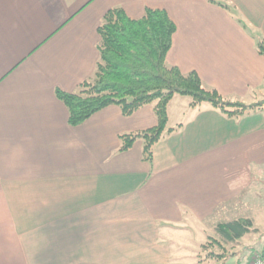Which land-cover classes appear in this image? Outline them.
<instances>
[{
  "label": "crops",
  "instance_id": "1",
  "mask_svg": "<svg viewBox=\"0 0 264 264\" xmlns=\"http://www.w3.org/2000/svg\"><path fill=\"white\" fill-rule=\"evenodd\" d=\"M216 1L228 9L208 0H0V264H203L180 247H207L203 237L237 219L258 232L223 263L250 264L264 250V225L242 205L259 172L264 179V0ZM112 9L132 20L165 11L176 26L167 67L195 72L224 101L261 105L229 116L174 96L151 164L143 140L119 148L121 136L156 126L155 103L130 116L107 106L70 126L56 91L77 93L94 79L98 28Z\"/></svg>",
  "mask_w": 264,
  "mask_h": 264
},
{
  "label": "trees",
  "instance_id": "2",
  "mask_svg": "<svg viewBox=\"0 0 264 264\" xmlns=\"http://www.w3.org/2000/svg\"><path fill=\"white\" fill-rule=\"evenodd\" d=\"M210 3L228 9L216 0ZM175 24L165 11L147 9L142 18L132 20L121 9L109 10L99 28V61L92 81L84 82L77 93L56 91L68 110V123L72 127L83 124L92 115L111 105L118 106L123 116H130L139 108L155 103L156 126L136 134L120 137L119 152L129 150L136 140L144 141L143 157L153 161V146L167 127V107L174 96L192 99L191 107L202 102L211 104L229 116V108L254 109L261 102L242 105L224 101L216 91L204 89L195 72L183 74L177 67H167L165 58L172 45ZM257 51L264 56V42L257 40ZM219 247L239 244L247 234L257 233L249 219L220 223L215 227ZM223 263L224 257L207 254Z\"/></svg>",
  "mask_w": 264,
  "mask_h": 264
},
{
  "label": "rangeland",
  "instance_id": "3",
  "mask_svg": "<svg viewBox=\"0 0 264 264\" xmlns=\"http://www.w3.org/2000/svg\"><path fill=\"white\" fill-rule=\"evenodd\" d=\"M261 175L262 174H260L259 172L257 184L251 186V188L249 189V192L246 193V195H243L242 197L244 200L242 202V205H251V207L253 208V213L255 211L258 214L256 217H254V219L256 220V223L259 226L264 225V216H262V214H264V179L263 180L261 179ZM248 212L251 213V211L247 210L246 212H244L245 214L243 215H247L246 213ZM210 233L211 235H213L211 236V239H209V237L208 238L203 237L204 238L203 245H206L207 247H203L199 245L200 247L198 248V245H194V246L192 245L190 247L184 246L185 248L180 247V250L183 249V252H189V251L193 252L194 254L192 256L193 263L202 262L203 264H219L220 262H218L217 260H214V258H210L209 256H207V254L215 253L217 255H222L223 257L227 256V258H230L236 254L235 251H237L238 249H241L244 245H249L247 243L241 242L238 248L232 247L230 245H224L221 248L217 246L214 242V240L219 239V237L214 232H210ZM255 250L259 251L258 248ZM261 252H258L257 254H260ZM254 257H255V254H252V259Z\"/></svg>",
  "mask_w": 264,
  "mask_h": 264
},
{
  "label": "built area",
  "instance_id": "4",
  "mask_svg": "<svg viewBox=\"0 0 264 264\" xmlns=\"http://www.w3.org/2000/svg\"><path fill=\"white\" fill-rule=\"evenodd\" d=\"M250 264H264V251L255 255Z\"/></svg>",
  "mask_w": 264,
  "mask_h": 264
}]
</instances>
